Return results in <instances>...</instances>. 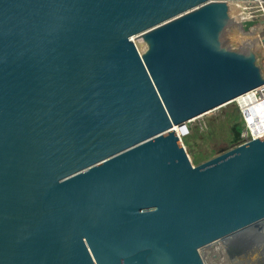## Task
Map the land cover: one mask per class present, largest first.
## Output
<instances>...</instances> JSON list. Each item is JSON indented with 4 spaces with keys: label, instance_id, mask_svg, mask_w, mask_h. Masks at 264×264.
<instances>
[{
    "label": "water",
    "instance_id": "obj_1",
    "mask_svg": "<svg viewBox=\"0 0 264 264\" xmlns=\"http://www.w3.org/2000/svg\"><path fill=\"white\" fill-rule=\"evenodd\" d=\"M225 1L0 0V264H205L264 228V134L194 166L173 130L264 85Z\"/></svg>",
    "mask_w": 264,
    "mask_h": 264
},
{
    "label": "rangeland",
    "instance_id": "obj_2",
    "mask_svg": "<svg viewBox=\"0 0 264 264\" xmlns=\"http://www.w3.org/2000/svg\"><path fill=\"white\" fill-rule=\"evenodd\" d=\"M226 34L227 31L225 30V34L222 36L224 40H226L225 39ZM225 46L228 50H230L227 44ZM140 48L141 47H139V49ZM235 107L236 105L234 103H229L227 105L218 108L216 111H214L211 114L204 115L188 123L190 134L188 138H185L183 140V144L187 152V155L189 156L194 166L203 163L204 161H207L208 159H211L222 152L228 151L229 149L235 147L236 145H239L242 142V141H239L237 143L232 142L234 137V131L232 130L233 123H231L229 119ZM239 121H242L241 117ZM241 125H242L241 134H242L244 130V125L243 124ZM212 130L216 131V135L212 133ZM248 135L250 134L248 133ZM251 229H253V232L249 234L247 245L245 242L244 246L247 247V250L250 249L254 252H259L264 258V228L261 227L259 229L257 225V226H253ZM244 235L246 236V232H241L236 236L242 237ZM237 245L238 244L236 243L232 244L228 242V240L224 242L220 241L216 244L210 245L207 248V252H210V254H212L210 256L213 257V259L215 258L214 261H218L219 264H225L222 262L221 259L224 252V248L225 249L230 248L231 250H233L238 247ZM221 246H223L222 249ZM240 248L242 250V247H239L236 249L237 252ZM239 264H258V263L257 262L254 263V261L246 260L240 262Z\"/></svg>",
    "mask_w": 264,
    "mask_h": 264
},
{
    "label": "bare ground",
    "instance_id": "obj_3",
    "mask_svg": "<svg viewBox=\"0 0 264 264\" xmlns=\"http://www.w3.org/2000/svg\"><path fill=\"white\" fill-rule=\"evenodd\" d=\"M257 1H260V0H257ZM243 2L244 1L227 0L224 3L226 5V7L228 9H230L231 14H232L233 13L232 12L233 8L235 9V8L239 7L240 4L243 3ZM231 24L232 23L230 21H228L222 27V30L218 33L217 42L219 43L220 47H222L221 49H227L226 46H225L227 44L229 46L230 51H232L233 53L238 55L241 50H243L244 48L248 47L249 45H253L255 47V49H254L255 52L257 54H260L262 56V58L264 59V23L258 24V23L248 22L247 24H244V25H236L235 26V30L239 33L238 35L240 36V38L233 37L232 42L229 41L230 38H227V37H229V34H226V36H225L226 40H224L223 37H222L225 34L224 30L227 29L228 27H230ZM236 31H234V33H233L234 35H237ZM133 41H134L135 45L137 46L138 50L139 51H143L144 46H143V43L141 42V40L138 39V38H134ZM225 41H226V43H225ZM230 46H232V47H230ZM139 47H141V48L139 49ZM260 65L262 66L261 63H260ZM262 70H264L263 66H262ZM241 99H242V96L238 97V98H235L234 100H231V101H229V102H227V103H225V104H223V105H221V106L209 111L207 114H211L214 111H216L218 108H220V107H222L224 105H227L229 103H234L235 101H238V100H241ZM238 106L241 107V108L245 107L241 103H237V107ZM238 112H239V110H238ZM247 114H248V120H249V118L254 113L252 111H248ZM239 115H240V117L242 119V114L240 112H239ZM191 122H192V120H191ZM242 122H243V125H244V130H243V132L241 134V140L240 141H242V142L239 145L243 144V142H245L246 140H251L253 138L259 137V136H261L264 133V119L261 116L256 118V120H254L253 123L248 122V124H247L243 120H242ZM248 133L250 135H248ZM239 145H236L235 147H237ZM223 153L224 152L218 154L217 156H219V155H221ZM257 225H258V227L260 229L261 228L260 223L257 224ZM257 225H254V226H257ZM252 227L253 226H251L249 228H246V229H243V230H241V231H239V232H237V233H235V234H233V235H231V236H229L227 238L221 239V240H219V241L214 243V244H216V243H218L220 241L224 242V241L228 240V242H230L232 244H235V243L238 244L237 248L242 247V250L240 248L238 250V252L236 250L237 248H235L233 250H231L230 248H227V249L224 248V252H223V255L221 257L223 263H225V264H239L240 262L247 260V261H254V263L257 262L258 264H264V262H263L264 258L259 252H254V251H252L250 249L247 250V247L244 246L245 242H246V245H247L249 234H251L253 232V229H251ZM241 232H246V236L244 235L242 237H237L236 235L241 233ZM208 247H205L204 249L201 250V255H202V258H203L205 264H219L218 261H214L215 258L213 259V257L210 256L212 254H210V252H207V248ZM222 247L223 246H221V249H222ZM205 250H206V252H205ZM240 253H243V254H240Z\"/></svg>",
    "mask_w": 264,
    "mask_h": 264
},
{
    "label": "built area",
    "instance_id": "obj_4",
    "mask_svg": "<svg viewBox=\"0 0 264 264\" xmlns=\"http://www.w3.org/2000/svg\"><path fill=\"white\" fill-rule=\"evenodd\" d=\"M229 12H231L230 9H229ZM232 12H233L232 13L233 15L230 13L231 18H232L230 22L232 24L230 27L225 29L227 31V34H229V37L227 38H230L229 41L231 42H232L233 37L240 38V36L238 35L239 33L235 30L236 25H244V24H247L248 22H253V23H258V24L264 23V1H244L243 3L240 4L239 7L235 9L233 8ZM234 31H236L237 35L233 34ZM254 49L255 47L253 45H249L248 47L241 50L238 55L244 54L249 50H253L255 52ZM257 58H258V61L262 64L263 69H264V65H263L264 59L262 58L260 54H257ZM234 103L236 105L234 110L236 108L239 110V112L242 114V120L245 121L247 124L248 122L253 123L254 120H256V118H258L259 116H261L264 119V85L242 95V99L235 101ZM237 103H241L245 107L244 108H241L239 106L237 107ZM248 111H252L254 113L249 118V120H248V114H247ZM188 125L189 124L186 123L181 126H176L173 128L182 146H184L183 140L185 138H188L190 134ZM212 133L216 135V131L212 130ZM247 141H250V140H246L245 142H243V144L246 143Z\"/></svg>",
    "mask_w": 264,
    "mask_h": 264
},
{
    "label": "trees",
    "instance_id": "obj_5",
    "mask_svg": "<svg viewBox=\"0 0 264 264\" xmlns=\"http://www.w3.org/2000/svg\"><path fill=\"white\" fill-rule=\"evenodd\" d=\"M238 113L239 112L236 108L234 111H232L231 117L229 119V121L231 123H233V125H232V130L234 131V137L232 140L233 143H237L241 140V130H242L241 124H243V123H242V121H239L240 116ZM195 161H197V160H195Z\"/></svg>",
    "mask_w": 264,
    "mask_h": 264
}]
</instances>
